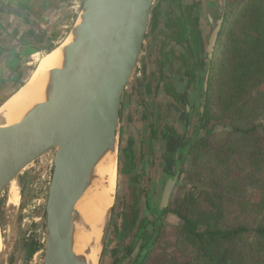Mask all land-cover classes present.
I'll return each instance as SVG.
<instances>
[{"label": "trees", "instance_id": "obj_1", "mask_svg": "<svg viewBox=\"0 0 264 264\" xmlns=\"http://www.w3.org/2000/svg\"><path fill=\"white\" fill-rule=\"evenodd\" d=\"M206 2L179 4L178 15L168 9V34L161 33L164 40L180 47L175 59L184 71L179 75L200 88L197 128L205 131L204 138L218 124L231 128L240 136L237 141L243 153L236 152L228 140L215 146L206 138L191 143L188 129L178 134L172 127L161 128L170 106L183 114L187 127L194 115L185 93L179 94L163 74L168 54H162L146 89L149 91L154 82L155 94L161 86L169 100L153 105L155 119L150 132L152 137L159 135L166 141V172L179 180L183 155L189 153L201 188L195 182L192 189L183 187L171 195L165 207L158 204L157 221L139 216L142 192L132 188L131 207L124 206L118 214L119 226H113L123 255L117 256L120 247L114 248L112 264H125L129 258V264H264V0L226 1L210 60L205 57L209 31ZM151 15L153 30L159 26L160 12L152 8ZM123 152L128 159L133 154L129 146ZM250 186L258 192L256 200L251 195L245 198ZM235 209L243 220L230 218ZM169 214L176 217V225L158 223ZM147 224L152 226L150 232ZM121 239L127 243L121 244ZM138 240V252L133 256Z\"/></svg>", "mask_w": 264, "mask_h": 264}, {"label": "water", "instance_id": "obj_2", "mask_svg": "<svg viewBox=\"0 0 264 264\" xmlns=\"http://www.w3.org/2000/svg\"><path fill=\"white\" fill-rule=\"evenodd\" d=\"M226 1L206 2L207 60L214 52ZM153 2L82 0L62 63L49 73L44 100L17 124L0 128V198L26 169L44 162L52 166L42 264H86L74 252L76 204L96 179L100 161L117 153L122 100L143 50ZM0 12L24 14L15 6H2ZM176 180L177 175L167 181L160 208L167 205ZM114 198L103 224L99 258Z\"/></svg>", "mask_w": 264, "mask_h": 264}, {"label": "rangeland", "instance_id": "obj_3", "mask_svg": "<svg viewBox=\"0 0 264 264\" xmlns=\"http://www.w3.org/2000/svg\"><path fill=\"white\" fill-rule=\"evenodd\" d=\"M67 1L69 10L76 17L79 9L73 7V4L71 9V0ZM196 1L198 0H154L153 2L152 8H156L160 12V23L153 30L149 25L136 71L123 96L117 131L116 185L113 214L98 264H112L114 260L112 251L114 248L120 247L117 256L123 255L122 246H118L120 239L114 233L113 226L114 224L119 226L121 220L118 214L124 206L131 207L132 188L138 187L142 192L138 206L139 216L146 218L147 221H157L158 214L155 212V208L161 201L162 191L167 181L173 178L171 173L169 174L165 170L166 141L159 135L155 138L152 137L150 132V124L155 119L153 105L156 103L165 104L169 98L167 100L161 86L157 94H155L154 82L150 83L149 91L146 89V85L150 81V74L158 68L162 54H168L163 74L170 78L179 94L185 93L187 103L190 107H193L194 115L191 117V124L187 127L184 117L182 118L183 114L181 112L175 113L173 107L170 106L167 111V118L163 123H160L161 128L172 127L178 134H184L188 129V137L191 138V143L206 138L215 146L221 143L224 144V141L228 140L236 146V152L242 151L243 153L244 148L237 141L240 136H237L231 128H224V126L218 124L213 128L212 133L205 138V131L197 128L198 117L196 114L200 108V88L190 83L186 77L179 75L184 71V68L175 59V56L180 52V47L169 39L164 40L165 35L161 33L163 31L168 34L165 28L166 11L168 9L172 8L178 15L179 11L176 9L179 4L186 5ZM40 24H44V22H40ZM71 27L67 29V33L55 46L38 50L39 52L34 54H26L25 52L23 58L20 56V59L18 58L14 62L9 61L10 67L1 68L0 105L22 83L28 80L43 59L42 55L50 52L63 42ZM163 40L165 42L164 45H162ZM15 69H17V73ZM197 75L200 76V73H197ZM202 83L200 81L201 86ZM262 89L264 90V87ZM164 114H166V110ZM128 146L133 152L129 159L123 152V149ZM181 169L183 173L181 178L175 183L171 194L172 197L183 187L186 190L192 189L195 182L199 187L201 186L198 183V177H196L191 168V155L189 153H184ZM51 174L52 166L44 162L26 169L18 177L16 183L20 197L15 212H10L6 208L8 190H5L2 194L0 198V231L5 252L0 259L1 264H42L45 241V202ZM246 190L247 197L245 198L250 199L253 197L252 200H256L259 197L256 188L250 186ZM242 216V214L238 213V209H235L233 217L230 218L237 217L239 220H243ZM158 223L170 227L176 225L177 219L169 214L161 218ZM146 229L150 232L152 226L147 224ZM122 243H127V241L121 239ZM139 245L140 241L138 240L132 253L133 256L138 252ZM128 260L125 261V264H129L131 260Z\"/></svg>", "mask_w": 264, "mask_h": 264}, {"label": "bare ground", "instance_id": "obj_4", "mask_svg": "<svg viewBox=\"0 0 264 264\" xmlns=\"http://www.w3.org/2000/svg\"><path fill=\"white\" fill-rule=\"evenodd\" d=\"M63 42L49 52L38 64L32 75L0 105V128L11 127L22 120L35 104L44 100L49 73L62 63V53L70 42ZM117 154H107L96 168V179L76 204L79 218L75 224L74 252L86 264H98L100 239L106 214L113 203L116 185ZM16 180L8 186L6 208L15 212L19 202ZM5 247L0 231V259ZM1 264V262H0Z\"/></svg>", "mask_w": 264, "mask_h": 264}, {"label": "crops", "instance_id": "obj_5", "mask_svg": "<svg viewBox=\"0 0 264 264\" xmlns=\"http://www.w3.org/2000/svg\"><path fill=\"white\" fill-rule=\"evenodd\" d=\"M67 2L0 0V7L15 6L24 11V14L0 12V70L2 67H10L9 61L14 62L20 56L23 58L25 52L34 54L61 41L76 18ZM48 53L42 55V58Z\"/></svg>", "mask_w": 264, "mask_h": 264}, {"label": "built area", "instance_id": "obj_6", "mask_svg": "<svg viewBox=\"0 0 264 264\" xmlns=\"http://www.w3.org/2000/svg\"><path fill=\"white\" fill-rule=\"evenodd\" d=\"M70 3H71V6H70L71 9H72V4H73L74 5L73 7H75L76 9L80 10L81 4H82V0L81 1H79V0H71Z\"/></svg>", "mask_w": 264, "mask_h": 264}, {"label": "flooded vegetation", "instance_id": "obj_7", "mask_svg": "<svg viewBox=\"0 0 264 264\" xmlns=\"http://www.w3.org/2000/svg\"><path fill=\"white\" fill-rule=\"evenodd\" d=\"M22 84H23V83H22ZM22 84H21V85H22ZM21 85H20V86H21ZM159 205H160V202H159Z\"/></svg>", "mask_w": 264, "mask_h": 264}]
</instances>
